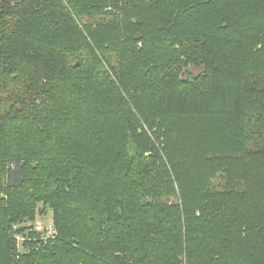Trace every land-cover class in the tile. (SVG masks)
I'll return each mask as SVG.
<instances>
[{"label":"trees","instance_id":"16d2710c","mask_svg":"<svg viewBox=\"0 0 264 264\" xmlns=\"http://www.w3.org/2000/svg\"><path fill=\"white\" fill-rule=\"evenodd\" d=\"M0 264H264V0H0Z\"/></svg>","mask_w":264,"mask_h":264},{"label":"rangeland","instance_id":"374dc122","mask_svg":"<svg viewBox=\"0 0 264 264\" xmlns=\"http://www.w3.org/2000/svg\"><path fill=\"white\" fill-rule=\"evenodd\" d=\"M42 209V207H40ZM22 227H33V230L38 231L42 234L48 232V230L53 227V214L52 211L48 210L46 215H37L35 221L25 222L22 224ZM20 241V240H19ZM19 248L21 252H24V247L22 245V241L19 243ZM185 259V258H183Z\"/></svg>","mask_w":264,"mask_h":264},{"label":"built area","instance_id":"2783aa9c","mask_svg":"<svg viewBox=\"0 0 264 264\" xmlns=\"http://www.w3.org/2000/svg\"><path fill=\"white\" fill-rule=\"evenodd\" d=\"M54 234H55V231H54V227H51L49 230H48V232L46 233V236H45V238L47 239V238H49V237H52V236H54ZM20 240V241H19ZM23 238L22 237H18V241L19 242H23Z\"/></svg>","mask_w":264,"mask_h":264}]
</instances>
